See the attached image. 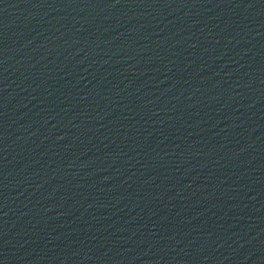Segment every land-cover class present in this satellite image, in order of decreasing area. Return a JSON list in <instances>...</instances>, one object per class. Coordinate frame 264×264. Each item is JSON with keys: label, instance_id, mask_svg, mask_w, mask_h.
<instances>
[{"label": "water", "instance_id": "1", "mask_svg": "<svg viewBox=\"0 0 264 264\" xmlns=\"http://www.w3.org/2000/svg\"><path fill=\"white\" fill-rule=\"evenodd\" d=\"M0 264H264V0H0Z\"/></svg>", "mask_w": 264, "mask_h": 264}]
</instances>
